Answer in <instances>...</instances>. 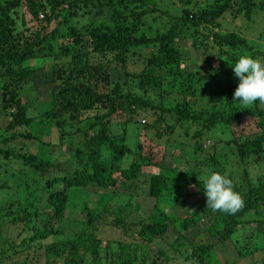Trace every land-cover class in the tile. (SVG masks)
Segmentation results:
<instances>
[{
	"label": "trees",
	"instance_id": "obj_1",
	"mask_svg": "<svg viewBox=\"0 0 264 264\" xmlns=\"http://www.w3.org/2000/svg\"><path fill=\"white\" fill-rule=\"evenodd\" d=\"M178 2L181 6L177 12L170 13L149 0H0V107L7 117L3 127L6 135L0 136V160L19 162L14 186L20 185L24 191L23 201L10 191V197L0 203V264H40L41 259V264H237V259L256 251L260 257L250 264H264V173L253 175L249 166L264 159V104L259 106L257 101L245 107L233 101L238 85L231 81L240 54L264 57L253 41L236 32H224L221 25L225 18L251 20L264 11V0H213L195 9L188 7L190 0ZM22 7L35 23L33 28L20 13ZM17 19L21 28L16 26ZM262 23L264 26V16ZM260 35L264 36V27ZM179 40H189L190 47L200 49L207 58L213 55L222 70L199 73L184 69ZM46 57L51 59L49 108L34 118L27 114L18 93L33 71L28 61ZM110 68H120L123 79L111 80ZM201 86L210 100L211 94L217 96L223 107L214 109L212 101L204 108L192 109V98ZM151 91L159 97L158 103L149 99ZM171 91L180 94L181 101L165 105L161 92ZM146 110L152 114L158 111L148 123L155 130L165 114L172 119L166 123V132L184 128L186 135L188 126H196L189 136L193 142L190 158H194L195 166L184 172L188 176L175 168L159 170L162 167L142 153L139 142L131 152L122 143L123 133L117 137L110 134L113 115L129 121ZM244 115L252 118L255 131L250 138H232L234 150L230 154L236 166L233 168L229 160L227 169L226 159L214 151L219 139L210 142L207 133L237 124ZM43 119L46 125L60 128V142L65 137H81L71 151L73 162L59 173L48 171L51 162L40 152L21 151L12 144L15 139H24L49 146L50 142L25 129ZM80 122H84L83 128L76 126ZM202 136L209 137L203 141L204 147L198 141ZM199 151L201 158L195 155ZM104 152H108V158H102ZM126 153H131L132 159L122 167L120 159ZM143 166L157 168L148 174L146 184L147 194L153 198L152 216L129 222L125 219L127 198L121 205L106 202V197L114 200L115 192L120 195L119 189L137 179ZM210 171L226 173L234 190L244 198L243 209L235 215L206 207L200 178ZM181 185L193 189L191 194L198 196L197 207L180 218L168 216L159 202L181 200L183 193H190ZM88 186L107 193L97 194L94 209L85 207L86 226L68 236L61 224L68 193ZM10 189L0 177V194H9ZM107 212L112 213L108 224L114 228L130 230L129 225H133L127 241L96 236L94 230ZM168 224L177 232L167 242L172 253L158 249V260L148 256L144 245L162 236ZM242 225L250 228L249 233L251 229L255 232L252 243L238 248L236 258L220 260L209 237L224 243ZM7 228L12 231V239L8 235L1 239ZM185 231L191 239L184 237ZM61 235L68 237L45 242Z\"/></svg>",
	"mask_w": 264,
	"mask_h": 264
},
{
	"label": "rangeland",
	"instance_id": "obj_2",
	"mask_svg": "<svg viewBox=\"0 0 264 264\" xmlns=\"http://www.w3.org/2000/svg\"><path fill=\"white\" fill-rule=\"evenodd\" d=\"M153 2L157 7L161 9H165L170 13H176L181 4L178 0H149ZM213 0H190L188 3V7L190 9H195L196 7H200L206 3L212 2ZM20 13L24 16V20L27 25H30L31 28L35 26L33 21L28 19V13L24 7L20 9ZM264 16V11L258 12L254 14L251 20L246 21L242 18L239 20L230 21L228 18L223 19L222 21V29L223 31H232L241 34L248 41H253L254 45L262 51V56L264 57V36H261L263 23L262 18ZM162 20V19H161ZM19 19H17V28H21L19 26ZM155 24V23H153ZM53 26V23L49 25ZM260 35V36H259ZM177 46L182 54V58L184 60V69H195L199 70V73H213L219 69H221L222 65L219 64L218 60L214 58L213 55L210 57H206L202 54L201 50L195 51L189 45V40H179L177 41ZM253 49V48H252ZM264 60V58L262 59ZM28 65L33 69L31 72L29 82L25 84L21 90H19L18 97L27 106V114L31 117H37L39 113L46 111L49 106L50 94L49 89L51 87V75H50V65L51 59L49 57L43 59L29 60ZM222 70V69H221ZM110 79L121 81L123 79L122 70L120 68H110L109 69ZM232 83L238 85L239 79L235 77V75L231 76ZM164 86V84H163ZM199 94L195 95L193 100L192 109L199 110L201 108L206 107L211 102H215V108H222L223 105L218 100V97L211 94V100L207 96L208 93L204 91L203 86L199 88ZM210 95V94H209ZM162 101L165 105H174L176 102L179 103L181 101V95L176 94L175 91H171L170 93L161 92ZM149 99L152 103H158L159 97L154 94L153 91L150 92ZM259 106H262V103L258 101ZM3 113V114H2ZM119 113V112H118ZM158 111H155V114H152L149 110L140 111L137 115L129 121H124L122 115H113L112 120L109 124V131L112 136H119L123 133V141L122 143L131 149V152L135 149V144L140 143L142 153L145 156H149L151 162L156 165H160L163 169L175 168V170H180L183 172V176H188L185 171L192 170L195 166L194 158H190V155L193 153L192 148V140H189L190 133L192 130L196 128V126H188L187 134L185 135L183 130L184 128H177L172 133L166 132L165 126L166 123L172 122L169 115L165 114L163 117L165 120L160 121L158 124V130L155 128L148 127V123L156 116ZM6 114L1 111L0 107V136L6 135L3 131V127L7 121ZM139 119H144V122H138ZM138 120V121H137ZM39 121L32 122L29 127L25 129L32 130L36 135L44 141L50 142L49 146L38 144L33 140H24V139H15L12 144L15 148H19L21 151L26 152H40L42 157H47L51 162V168L48 170L50 173L60 172L59 170H66L69 167L70 162H73L71 159V151L78 143V140L81 138L74 137H65L63 141L60 142L58 138V134L60 132V128L54 126L53 124L46 125L47 120L43 119ZM144 123V124H143ZM76 126L79 128L84 127V122L76 123ZM68 127H64V131H67ZM228 128V129H227ZM20 131L23 130L22 127L18 128ZM231 130V131H230ZM255 131V127L253 125L252 118L248 115H244L237 124H233L228 127H218L215 129H210L207 135L210 137L202 136L201 141L202 147L203 141L210 139V142L218 140V143H215L216 149H214L215 153L222 159H226L228 165L226 168L230 167L232 162V167L236 166V163L232 160L231 151L234 150V144L232 138L238 137H251ZM239 140V139H238ZM176 144H180L176 147ZM212 147L208 148V151H212ZM206 150V151H207ZM197 153L198 158L202 157V152ZM108 152H104L102 158L104 159ZM131 153H126L120 159V163L122 167H126L128 163L132 159ZM231 162H230V161ZM19 162H13L11 159L0 160V177L5 179L7 184L11 187L8 191L9 194H4L5 196L0 194V203L4 202V199H8L11 193H14L20 200L23 201L24 191L21 189L20 185L14 186L17 184L15 181V176L18 175V171L20 169ZM251 174L264 173V159L259 160L257 162H251L249 164ZM153 167V168H152ZM201 169V168H200ZM157 170L154 166H143L142 173L135 179L128 187H122L119 189L120 195L116 192L114 193V200L109 196L106 197L107 201H112L114 203L120 202L122 205L127 198L129 206L126 208V221L135 222V221H145L152 213V203L153 198L148 196L146 184L148 179V174L153 173ZM202 170H205V168ZM17 172V175H14ZM168 174V173H167ZM203 176V175H202ZM185 186V187H184ZM182 189L190 191V193L185 192L182 194L181 200L173 201L165 200L164 202H159L161 207H164V212L168 216L180 218L182 215H186L191 212L192 209L196 208V199L198 196L191 194L193 190L190 186L181 185ZM78 191V190H77ZM104 192L105 189L96 188L93 186H88L85 189H82L78 192L68 193V204L66 205L64 211V219L61 222L62 226L65 228L66 234L68 236L71 232H75L84 228L85 225V207L88 209H94L96 206L97 194L99 192ZM69 192V191H68ZM111 195V194H106ZM168 195V194H166ZM117 197V198H116ZM169 197V196H168ZM98 210V208H97ZM112 217L111 212L104 213L103 219L100 221L94 233L97 237L101 238V240H125L128 235L131 233V228H134L133 225H129V229H117L113 226L109 225L108 222ZM154 217V216H153ZM253 226V225H252ZM250 227V226H249ZM126 230V231H125ZM250 228H247L246 225L239 226L236 231L233 233L232 238L224 243H216V238L209 237V241L214 245V251L220 260H229L231 258H236V250L238 248L243 247L244 245H249L252 243L254 231ZM12 231L10 229H5L2 232V237L7 236L9 239H12L10 233ZM176 228L167 225L166 232L157 237L153 242L144 245L143 249L148 256H152L153 258H157V260L161 256H157V250L162 249L166 250L167 254L170 255L172 251L168 249L167 242L173 240L176 236ZM184 237L189 240L192 238V235L188 232H183ZM250 235V236H249ZM257 235V234H256ZM67 235L49 237L45 242H49L53 239H61L68 237ZM6 247L3 246V249ZM260 254L258 251L253 252L250 255H246L243 258L237 259V264H250L253 261L258 260ZM42 257H39V260ZM42 260V259H41ZM40 260V264H41Z\"/></svg>",
	"mask_w": 264,
	"mask_h": 264
},
{
	"label": "clouds",
	"instance_id": "obj_3",
	"mask_svg": "<svg viewBox=\"0 0 264 264\" xmlns=\"http://www.w3.org/2000/svg\"><path fill=\"white\" fill-rule=\"evenodd\" d=\"M233 71L239 79L233 93V101H239L245 107L257 101L264 104V60L253 58L247 53L240 54ZM200 179L204 184L207 208L230 215H235L243 209L244 198L234 190L233 181L226 173L210 171Z\"/></svg>",
	"mask_w": 264,
	"mask_h": 264
},
{
	"label": "built area",
	"instance_id": "obj_4",
	"mask_svg": "<svg viewBox=\"0 0 264 264\" xmlns=\"http://www.w3.org/2000/svg\"><path fill=\"white\" fill-rule=\"evenodd\" d=\"M140 122L142 123L143 122V119H140ZM207 143H208V141H206ZM203 145H205V144H203Z\"/></svg>",
	"mask_w": 264,
	"mask_h": 264
}]
</instances>
